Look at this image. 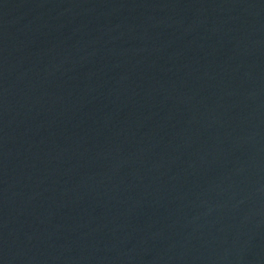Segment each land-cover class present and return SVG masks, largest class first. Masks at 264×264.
<instances>
[{
	"label": "water",
	"instance_id": "95a60500",
	"mask_svg": "<svg viewBox=\"0 0 264 264\" xmlns=\"http://www.w3.org/2000/svg\"><path fill=\"white\" fill-rule=\"evenodd\" d=\"M0 264H264V0H0Z\"/></svg>",
	"mask_w": 264,
	"mask_h": 264
}]
</instances>
